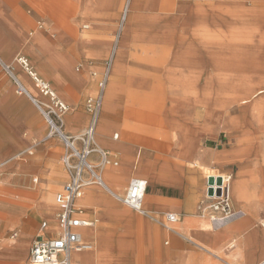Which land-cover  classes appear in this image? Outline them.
Returning <instances> with one entry per match:
<instances>
[{
    "label": "crops",
    "instance_id": "1",
    "mask_svg": "<svg viewBox=\"0 0 264 264\" xmlns=\"http://www.w3.org/2000/svg\"><path fill=\"white\" fill-rule=\"evenodd\" d=\"M223 3L0 0V58L25 56L52 85L73 112L66 116L67 133L76 136L86 128L90 117L83 104L96 94V79L109 60L94 142L117 164L97 170L121 197L131 177L146 180L145 214L115 202L97 185L84 189L76 206L91 225L79 233L92 247L72 250L71 264L264 260V237L253 225L264 220V201L243 206L231 194L236 212L231 218L212 221L197 213L212 175L243 178L249 189L264 193V131L243 109L223 106L215 96L222 89L217 62H226ZM1 72L0 264H27L36 236H52L59 227L55 196L67 182L60 161L64 148L57 139L43 141L47 127L31 101L40 98L36 83L18 70L28 90L20 93L15 80ZM222 135L230 137L227 145L219 144ZM90 160L98 164V154ZM85 190L91 199L82 202ZM165 212L179 217L171 228L164 224ZM43 220L48 226L41 230ZM84 230L93 236L84 238Z\"/></svg>",
    "mask_w": 264,
    "mask_h": 264
},
{
    "label": "built area",
    "instance_id": "2",
    "mask_svg": "<svg viewBox=\"0 0 264 264\" xmlns=\"http://www.w3.org/2000/svg\"><path fill=\"white\" fill-rule=\"evenodd\" d=\"M17 58L18 63L36 83L39 92L49 101V105H44L35 100L39 108H44L41 113L48 125L46 138L51 139L56 136L62 143L64 155L61 157V161L67 173V182L62 188L63 190L55 196V202L60 207L56 215L57 224H59L58 230L52 236L43 232L36 236L32 241L27 264H71L70 253L72 250H90L92 247L91 243L82 240L79 233V228L88 226L89 222L79 217L80 209L76 206V201L82 197L85 187L89 185L105 187L102 176L97 170L99 165L117 164V160L111 152L98 148L94 142V132L102 107V97L107 84L110 63L109 60L105 62L103 73L96 79V94L86 97L85 109L90 117L89 122L81 134L74 136L65 131L64 115L68 112L69 105L59 98L49 82L38 76L27 58L23 56H17ZM0 66L19 86L11 67L1 59ZM78 67L81 68V65ZM91 74L96 75L95 72ZM93 153L99 156L98 164L90 160ZM211 177H213V182H208L209 177L206 180L204 196L198 202L197 213L212 221L229 219L236 214L231 202V174H216ZM145 191L146 180L131 177L124 196H117L116 199L134 211L145 214L146 210L143 205ZM164 218L165 226L171 228V223L177 222L179 217L175 213L165 212ZM40 225L41 230L48 226L46 220H43ZM258 264H264V260Z\"/></svg>",
    "mask_w": 264,
    "mask_h": 264
},
{
    "label": "bare ground",
    "instance_id": "3",
    "mask_svg": "<svg viewBox=\"0 0 264 264\" xmlns=\"http://www.w3.org/2000/svg\"><path fill=\"white\" fill-rule=\"evenodd\" d=\"M240 1L241 0H230V3L234 5V4L240 3ZM225 8H226L225 18L227 19V21L229 22L230 25L228 27H226V31L224 33L225 34L224 39H225L226 44H225V46H221V51L223 49H225L226 64H222V66H221L220 63L217 62L219 67L215 70L217 78H219V82L222 85V87H221L222 89L220 92L226 96V97H224L225 98L224 102H226V103H224L223 106H226L228 104L229 105L237 104V106H241V109H243L245 114H246V112H249L251 114V116L253 118H255L261 112L264 113V101L261 100V98H259L260 95L264 94V63H262L258 59H256V56L254 54H252L254 52L247 49V46H246V45H248V44H246V41L251 43V41H252L251 39H252V36L254 35V31H253V28H250L246 24H244L245 23L244 21L250 20L251 17H247V15L245 14V11H243L244 9L240 10L239 8H236V7H228V8L225 7ZM254 10L252 9V11H254ZM246 13H247V11H246ZM256 17H257V15H256ZM129 22H130V20H129ZM251 46H253V45H251ZM248 52H250L251 54L250 55L247 54ZM218 54H220V53H218ZM215 57H216V55H215ZM0 59L7 66L13 67L12 65L7 64L2 58H0ZM212 61H214V60H212ZM14 63L16 65H19L17 57H14ZM228 64L233 65L234 68H240V69L243 68L245 71H240L238 76L230 75L226 72L227 68H230ZM20 68H21V66H20ZM13 76L17 80V82L19 83L18 90L21 91L20 93H27L28 90L24 86V84L21 83L15 75H13ZM212 81H214V80H212ZM246 86H260V87H254L253 90L248 89L244 92H242L239 89V88L246 87ZM35 100H37V99L36 98L31 99V101H34V103H36ZM37 101H39V100H37ZM247 104H250V105H247ZM243 105H245V106H243ZM36 106L41 112H42V110H44L43 107L39 108L37 103H36ZM66 115H67V113L64 115L65 123H66ZM262 118H264V117H262ZM102 179H103V176H102ZM240 181H241V178H239V177L233 178V180L231 182V184H232L231 185V193H232V195L238 194L239 198H244V192L241 189ZM103 182H104L105 187H101V188L111 192L116 199L118 194H116V192L115 193L112 192L111 189L108 188V186L106 185L107 182L105 181V179H103ZM85 188H87V187H85ZM89 197L90 196L88 194V198ZM80 201L81 200H79L78 202H80ZM89 225H91V222L89 223ZM260 225H261L262 229L264 230V220L260 221ZM83 236H84V238H89L90 236H92V234L88 233V232L86 233V230H84Z\"/></svg>",
    "mask_w": 264,
    "mask_h": 264
},
{
    "label": "rangeland",
    "instance_id": "4",
    "mask_svg": "<svg viewBox=\"0 0 264 264\" xmlns=\"http://www.w3.org/2000/svg\"><path fill=\"white\" fill-rule=\"evenodd\" d=\"M224 6H226L227 8L228 7H236V8H239L240 10H243V11H245V14L247 15V17H251L250 18V20H246V21H244L245 23L244 24H246L248 27H250V28H253V31H254V35L252 36V41H251V43L250 42H247L246 41V44H248V45H246L247 46V49H249V50H251L252 52H254V53H252V54H254L255 56H256V59H258L260 62H262V63H264V0H241L240 1V3H237V4H231L230 3V0H224ZM245 7V8H244ZM256 8V9H255ZM252 9L254 10V11H252ZM263 9V10H262ZM249 10V11H248ZM246 11H247V13H246ZM252 12V13H251ZM260 14V15H259ZM256 15H257V17H256ZM226 24H227V26L226 27H228L230 24H229V22L227 21V19H226ZM261 29V30H260ZM263 29V30H262ZM256 34V35H255ZM260 38V39H259ZM253 45V46H251V45ZM261 47H260V46ZM249 47V48H248ZM259 49V50H258ZM247 54H251L250 52H248ZM23 57H25V56H23ZM26 58V57H25ZM3 59V58H2ZM7 64H10V65H12L13 67H11V70H12V73H13V75H15L17 78L19 77V73H18V70H20L21 72H23V73H25L26 75H28V73L24 70V68L22 67V65H20L21 66V68H20V66L19 65H16L15 63H14V57H13V59L11 60V61H5ZM220 63V65L222 66V64H226V62L224 63V61H221V62H219ZM229 63V62H228ZM231 64V63H230ZM229 65V64H228ZM229 67L230 68H227V73L228 74H230V75H233V76H238V74L240 73V71H245L243 68H234L233 67V65H229ZM0 69L2 70V72L1 73H5V74H7L6 72H5V70H3L2 68H1V66H0ZM7 76H9V74H7ZM29 76V75H28ZM232 76V77H233ZM26 87V86H25ZM253 88H254V86H246V87H242V88H239L242 92H244V91H246V90H248V89H250V90H253ZM38 90V89H37ZM38 94H39V96H40V98H36L37 100H39L41 103H43L44 105H49V101L46 99V98H44V97H42L41 95V93H39V91H38ZM41 94V95H40ZM215 96H216V98H220V100L222 99V100H225V98L224 97H226L225 95H223L220 91H218V92H216V94H215ZM259 98H261V100H263L264 101V94H262V95H260L259 96ZM84 108H85V102H84ZM234 105H236L237 106V104H234ZM247 105H250V104H247ZM243 106H245V105H243ZM239 108H241V106H238ZM38 109V108H37ZM38 111L40 112V114H41V116H42V118H43V115H42V113H41V111L38 109ZM73 114V112L71 111V112H68V114L66 115L67 117H69L70 115H72ZM249 114V115H248ZM246 115H248V117H249V119L250 120H252L251 122H254L258 127H260L259 129L260 130H262V131H264V118H262V117H264V113H260L259 115H257V117H255V118H253L252 116H251V114L249 113V112H246ZM263 115V116H262ZM262 116V117H261ZM66 117V118H67ZM257 118V119H256ZM44 119V122H45V125H46V127H47V129H46V133H47V131H48V125H47V123H46V120H45V118H43ZM256 119V120H255ZM67 121V120H66ZM224 135V134H223ZM221 136V138L219 139V144H224V145H227V141H228V139L230 138H228V136ZM228 135V134H227ZM51 139H57L58 141H60L59 140V138L58 137H56V136H54V137H51ZM51 139H43V141H48V140H51ZM60 143H61V141H60ZM263 145H264V142H263ZM29 150V149H28ZM60 153H61V151H60ZM61 155V154H60ZM60 161H61V159H60ZM62 162V161H61ZM216 173H218V172H216ZM216 173H213V174H216ZM36 176L34 175L31 179H32V182H33V180H34V178H35ZM254 178V177H253ZM232 180L233 179H231V181H230V184H231V182H232ZM240 184H241V189H242V191L244 192V198H239V196H238V194H234L233 196H235V197H237V199H238V202H240V203H242V205L243 206H246L247 204H249V202H252L253 200H258V201H264V193H263V191H262V189H260L259 191H257V190H251V189H249L248 188V184H246V181H245V179H243V178H241V181H240ZM232 185V184H231ZM99 188V187H98ZM57 190H59V188H57ZM56 190V191H57ZM100 190L101 191H103V192H105V193H108V194H110V196H113V194H111L110 192H108L107 190H104L103 188H100ZM87 192L85 191V194H84V196H83V199H82V202L83 201H87L88 199H91V198H88V194H86ZM115 193V192H114ZM231 193V192H230ZM232 194V193H231ZM114 197V196H113ZM112 197V199L115 201V202H117L118 203V200L117 199H115V197L113 198ZM243 199V200H242ZM85 203V202H84ZM261 220H263V219H259V220H256V221H254L253 222V225H254V227L255 226H258L259 227V234H261L263 237H264V230L262 229V227H261V225H260V221ZM256 224V225H255ZM255 231V229L253 230V232ZM92 236H93V234H92ZM251 236V235H250ZM252 237H250L249 239H246V243H249V241H250V239H251ZM252 241V240H251ZM253 241H254V238H253ZM246 243H245V245H246ZM252 244V242L250 243V245ZM249 245V246H250ZM246 248V247H245ZM247 249V248H246ZM249 252V251H248Z\"/></svg>",
    "mask_w": 264,
    "mask_h": 264
},
{
    "label": "water",
    "instance_id": "5",
    "mask_svg": "<svg viewBox=\"0 0 264 264\" xmlns=\"http://www.w3.org/2000/svg\"><path fill=\"white\" fill-rule=\"evenodd\" d=\"M218 180H219V179H218ZM208 182H209V183H212V182H213V177H209Z\"/></svg>",
    "mask_w": 264,
    "mask_h": 264
}]
</instances>
